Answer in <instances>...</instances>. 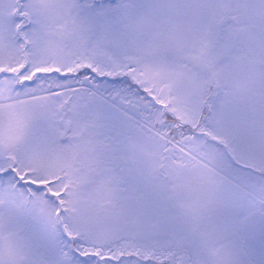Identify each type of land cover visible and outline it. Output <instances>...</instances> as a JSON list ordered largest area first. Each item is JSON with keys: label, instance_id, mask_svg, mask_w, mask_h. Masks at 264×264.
Segmentation results:
<instances>
[{"label": "snow or ice", "instance_id": "6c2138e0", "mask_svg": "<svg viewBox=\"0 0 264 264\" xmlns=\"http://www.w3.org/2000/svg\"><path fill=\"white\" fill-rule=\"evenodd\" d=\"M0 264H264V0H0Z\"/></svg>", "mask_w": 264, "mask_h": 264}]
</instances>
